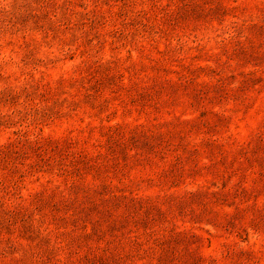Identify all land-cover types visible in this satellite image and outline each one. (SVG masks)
Returning <instances> with one entry per match:
<instances>
[{"label": "rangeland", "instance_id": "374dc122", "mask_svg": "<svg viewBox=\"0 0 264 264\" xmlns=\"http://www.w3.org/2000/svg\"><path fill=\"white\" fill-rule=\"evenodd\" d=\"M0 264H264V0H0Z\"/></svg>", "mask_w": 264, "mask_h": 264}]
</instances>
